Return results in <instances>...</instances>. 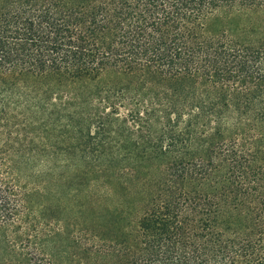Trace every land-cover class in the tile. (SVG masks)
<instances>
[{
  "label": "trees",
  "instance_id": "1",
  "mask_svg": "<svg viewBox=\"0 0 264 264\" xmlns=\"http://www.w3.org/2000/svg\"><path fill=\"white\" fill-rule=\"evenodd\" d=\"M0 264H264V0H0Z\"/></svg>",
  "mask_w": 264,
  "mask_h": 264
},
{
  "label": "rangeland",
  "instance_id": "2",
  "mask_svg": "<svg viewBox=\"0 0 264 264\" xmlns=\"http://www.w3.org/2000/svg\"><path fill=\"white\" fill-rule=\"evenodd\" d=\"M105 188V187H104ZM101 190H103L102 188H101ZM95 196V195H94Z\"/></svg>",
  "mask_w": 264,
  "mask_h": 264
}]
</instances>
